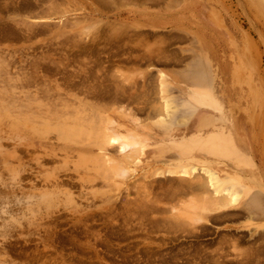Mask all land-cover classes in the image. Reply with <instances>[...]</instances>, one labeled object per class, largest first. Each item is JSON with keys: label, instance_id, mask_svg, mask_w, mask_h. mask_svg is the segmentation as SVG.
<instances>
[{"label": "rangeland", "instance_id": "rangeland-1", "mask_svg": "<svg viewBox=\"0 0 264 264\" xmlns=\"http://www.w3.org/2000/svg\"><path fill=\"white\" fill-rule=\"evenodd\" d=\"M99 1L0 0V264L262 261L257 226L221 230L225 217L196 229L239 195L207 184L202 160L179 167L203 146L180 145L170 133L186 122L163 121L165 86L178 107L189 86L158 76L178 43L136 23V8L154 0ZM212 4L264 47L251 16L264 0Z\"/></svg>", "mask_w": 264, "mask_h": 264}, {"label": "crops", "instance_id": "crops-1", "mask_svg": "<svg viewBox=\"0 0 264 264\" xmlns=\"http://www.w3.org/2000/svg\"><path fill=\"white\" fill-rule=\"evenodd\" d=\"M135 13L136 23L150 37L163 31V38L178 43L167 50L171 54L169 65L157 67L158 76L163 75L165 81L169 76L171 80L189 86L188 95L179 107L177 102L181 99L169 96L168 86H165L169 111L163 121L168 124L186 122L170 135L175 133L180 145L186 146L196 144L198 147L205 141L215 143L222 136L228 143L226 147L205 146L191 152L197 155L196 160L204 158L207 161V169L215 173L222 185L239 192L234 206L205 216L207 222L198 224L197 231L212 227L213 221L225 217L228 222L220 227L221 230L244 232L253 226L264 230L262 43L250 30L240 27L222 7L212 4V0H154L152 5L151 2L139 5ZM251 16L264 34V11L254 7ZM173 32L179 35L173 36ZM153 47L149 57L156 58L160 49ZM184 59L188 61L182 62ZM190 89L203 91L207 96L203 97V92L201 96L190 92ZM224 110L226 114H223ZM191 111L193 113L189 114ZM219 155L227 157L224 160ZM255 180L258 185H253ZM237 210L244 212L226 216ZM241 264H264V257L257 263Z\"/></svg>", "mask_w": 264, "mask_h": 264}, {"label": "bare ground", "instance_id": "bare-ground-1", "mask_svg": "<svg viewBox=\"0 0 264 264\" xmlns=\"http://www.w3.org/2000/svg\"><path fill=\"white\" fill-rule=\"evenodd\" d=\"M98 1H99V0H98ZM99 2H100V1H99ZM36 3H37V2H36ZM42 3H43V2H42ZM46 4H47V3H46ZM38 8H39V7H38ZM42 9H43V7H42ZM52 9H53V8H52ZM52 9H51V10H52ZM28 13H29V12H28ZM41 13H42V12H41ZM134 40H135V39H134ZM165 40H166V39H165ZM138 41H139V40H138ZM144 42H145V41H144ZM141 45H143V44H141ZM137 47H138V46H137ZM144 47H145V46H144ZM144 49H145V48H144ZM160 57H161V56H160ZM160 76H161V75H160ZM162 104H163V102H162ZM70 127H72V126H71V125L68 126V128H70ZM205 144H212V143H211V141H207ZM205 144H204V145H201V146L205 147ZM207 147H208V146H207ZM206 150H207V149H206ZM192 160H193V161H190L189 163H187L188 166H190V165L193 166L194 164H192V163L198 162V160H196L195 158H193ZM191 162H192V163H191ZM201 162H202V163H203V162L206 163L207 161H206L205 159H203ZM194 168H195V167H194ZM195 169H196V168H195ZM195 169H194V170H195ZM184 170H186V169H184ZM205 173H206V175H207V177H208V178L206 177L207 180H208V181H207V180H206V181H207L208 183H207L206 181H205V182H206L207 184H209L211 187H218V185H219L220 182H219V181L217 180V178L215 177V174L212 173V172H210V171H206ZM199 175H200V174H199ZM197 179H198V178H197ZM199 181H200V180H199ZM202 182H203V181H202ZM205 182H204V183H205ZM196 183H197V182H196ZM199 183H200V182H199ZM204 183H202V184L205 186ZM202 184H200V185L202 186ZM253 185H258V181L255 180L254 183H253ZM201 186H200V187H201ZM207 186H208V185H207ZM219 186H220V185H219ZM198 188H199V187H198ZM202 188H203V187H202ZM204 188H205V187H204ZM187 189H188V188H187ZM182 191H183V190H182ZM204 191H205V190H204ZM176 192H177V191H176ZM178 192H179V191H178ZM183 192H184V191H183ZM210 192H211V191H210ZM181 193H182V192H181ZM203 193H204V192H203ZM216 194H217V193H216ZM167 195H168V194H167ZM174 195H175V194H174ZM202 195H203V194H202ZM238 195H239V192H238ZM199 196H200V195H199ZM169 197H170V196H169ZM238 198H239V197L237 196V193H233V194H231V195L227 198L228 202L226 201L227 204H225V205H228V204H229V205H230V204H235V203L237 202ZM219 199H221V198H219ZM224 202H225V201H224ZM210 203H212V202H210ZM218 203H219V202H218ZM212 205H213V204H212ZM220 205H221V204H220ZM222 205H223V204H222ZM210 206H211V204H210ZM140 221H141V220H140ZM144 224H145V223H144ZM149 226H150V225H149ZM152 227H153V226H152ZM156 227H157V226H156Z\"/></svg>", "mask_w": 264, "mask_h": 264}]
</instances>
